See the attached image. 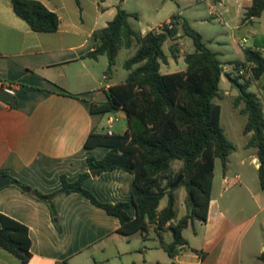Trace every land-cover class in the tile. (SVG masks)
<instances>
[{
	"label": "crops",
	"instance_id": "obj_1",
	"mask_svg": "<svg viewBox=\"0 0 264 264\" xmlns=\"http://www.w3.org/2000/svg\"><path fill=\"white\" fill-rule=\"evenodd\" d=\"M37 1L58 15L60 28L56 33L35 32L16 14L13 0H0V88H15L13 103L0 102V176L51 194L61 189L62 176L76 181L88 171V158L101 159L109 151L85 147L92 131L124 133L127 129L124 112L92 114L91 104L107 101L106 91L124 81L114 82V71L107 72L105 55L97 60L87 56L95 48V31L114 19L124 0ZM181 1L185 0H177ZM227 1L217 4L225 6ZM233 1L244 13L252 2ZM187 3L191 7L193 2ZM178 13L184 18L181 11ZM107 115L108 127L103 123ZM122 118L126 126L114 131ZM110 120H115L112 125ZM251 156L258 173L257 155ZM229 174V161L220 180L214 172L208 221L184 230L187 244L174 258L162 248L154 227L125 236L119 232L118 218L82 194L58 198L59 230L47 204L13 184L4 186L0 188V215L26 226L32 245L27 263L0 247V264H264L262 249L257 252L254 247L256 234L250 236L257 215H251L239 202L240 192L226 197L231 189L252 194L246 185L249 180L238 174L235 187H228ZM258 178L259 174L250 181L256 192ZM133 181V174L115 170L91 177L85 188L104 203L131 202ZM261 193L256 194L262 197L264 191ZM252 200L259 202L255 195ZM166 205L160 204V210ZM129 213L135 217L133 205ZM184 215L186 207L180 211V217ZM164 240L168 244L173 241L171 231L164 233Z\"/></svg>",
	"mask_w": 264,
	"mask_h": 264
},
{
	"label": "trees",
	"instance_id": "obj_2",
	"mask_svg": "<svg viewBox=\"0 0 264 264\" xmlns=\"http://www.w3.org/2000/svg\"><path fill=\"white\" fill-rule=\"evenodd\" d=\"M13 8L35 32L56 33L60 28L58 15L40 1L13 0ZM263 13L264 0H252L243 22L253 24ZM131 18L138 19V15L118 6L114 19L105 28L95 31V48L87 55L95 60L105 55L109 62L108 73H111L120 51L136 46V53L124 63L128 71L126 80L106 91L107 101L91 104L92 114L124 112L125 132L92 131L85 147H105L109 151L101 159L88 158V171L76 181L70 182L62 176V187L54 193L44 194L16 179L11 178V181L22 193L48 205L59 230L58 198L79 193L109 216L118 218L119 232L125 236L154 227L162 248L174 258L187 244L184 230L196 222L208 221L216 161L222 162L226 172L230 155L237 151L221 126L222 107L215 103L220 98L225 71L218 54L179 13L145 35L133 28ZM181 31L194 44V52L184 56L187 69L162 74V63L167 64L169 59L164 45L179 37ZM171 51L172 58H177L175 51ZM244 58V61L232 62L234 68L237 71L246 68L253 81H262L264 38L257 40L254 47L246 48ZM228 75L238 90L235 105L243 103L245 106L243 113L247 122L243 133L249 135L247 147L256 149L259 179L264 188L263 105L258 95L249 91L250 82L243 83L240 78ZM177 163L180 164L178 169ZM115 170L134 175L131 202L104 203L85 188L91 177ZM180 175H184V179L172 188ZM182 189L186 191V215L180 217ZM165 198L167 205L160 210ZM132 205L135 217L129 213ZM168 231L173 234L169 244L164 240V233ZM31 245L29 229L1 214L0 247L27 263L31 258ZM260 259L264 262V255Z\"/></svg>",
	"mask_w": 264,
	"mask_h": 264
},
{
	"label": "rangeland",
	"instance_id": "obj_3",
	"mask_svg": "<svg viewBox=\"0 0 264 264\" xmlns=\"http://www.w3.org/2000/svg\"><path fill=\"white\" fill-rule=\"evenodd\" d=\"M188 1H181L179 4V2L172 0H124L122 8L127 12L138 15V19L131 18L130 23L135 30L141 33L151 29L154 25L166 23L173 14L181 11L191 27L203 36L207 46L218 54L227 76L222 78L220 98L216 99L215 103L222 107L221 126L225 131L226 137L237 148V151L229 158L230 180L228 187L233 186V181L237 178L236 175L242 174L248 178L249 183L246 185L251 189L252 193L249 194L244 189H231V192L227 193L226 197L236 196V192H240L237 195L239 202L246 207L251 215H257L254 221V229L250 236L256 234L255 250L259 252L262 249L261 254L264 255V193L262 197L256 194L263 192L264 188H262L259 178L255 184L257 192L255 191L254 183L252 185L250 183L251 179L254 180L258 174L255 168L256 165L252 163L251 156L252 154L256 155V149L247 147L249 135L246 136L243 133L247 122V116L243 113L245 106L243 103L235 105V101L238 98V90L230 81L228 75L230 74L232 78H240L243 83L250 82L249 91L258 95L264 110V78L260 82H255L249 75H240V72L232 64V62L244 61V50L254 47L257 40L264 38V13L260 18H256L253 24H250L243 22L244 10L233 0H228L225 6L214 3L213 0H192L191 7H188ZM82 4L87 11L86 3L82 2ZM171 49L175 51L177 58H172L173 52ZM164 50L169 59L167 64L162 63L161 72L162 74H170L187 69L184 56L187 53L194 52V44L192 39L185 36L181 31V36L165 43ZM135 53L136 46L132 49L123 48L120 51L116 65L113 67L115 83L125 81L128 77V71L124 69V63ZM105 60H107V57H105ZM106 69L108 72V66ZM108 117L109 115L103 121L106 127H108ZM122 126H126L123 118L116 123L114 131H120ZM179 166L180 164L177 163L175 167L178 169ZM214 172L216 179L220 180L223 175V165L219 159L216 161ZM252 195H255V198L259 201L257 204L252 200ZM185 196L186 191L182 189V197L180 199L182 212L185 211L186 207ZM161 204L162 206L166 205L167 199H163ZM188 234H192V229H189Z\"/></svg>",
	"mask_w": 264,
	"mask_h": 264
},
{
	"label": "water",
	"instance_id": "obj_4",
	"mask_svg": "<svg viewBox=\"0 0 264 264\" xmlns=\"http://www.w3.org/2000/svg\"><path fill=\"white\" fill-rule=\"evenodd\" d=\"M223 76H227V73H224ZM14 98L13 96L9 95L4 88H0V102L4 104L13 103ZM259 164V161L257 162ZM184 179V175H180L179 178L175 181L172 185V188L177 187L180 182ZM12 184V181L7 177H0V188Z\"/></svg>",
	"mask_w": 264,
	"mask_h": 264
},
{
	"label": "built area",
	"instance_id": "obj_5",
	"mask_svg": "<svg viewBox=\"0 0 264 264\" xmlns=\"http://www.w3.org/2000/svg\"><path fill=\"white\" fill-rule=\"evenodd\" d=\"M202 1H206V0H202ZM239 72H240V75L246 74L247 76L249 75L251 77V73L246 68H241ZM105 78H107V77H105ZM3 88L9 95H11V96L15 95V88L12 85H6V86H3ZM113 122H114V120H110L109 121L110 125H112Z\"/></svg>",
	"mask_w": 264,
	"mask_h": 264
}]
</instances>
